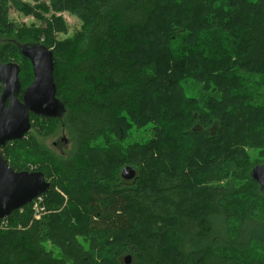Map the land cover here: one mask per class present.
I'll list each match as a JSON object with an SVG mask.
<instances>
[{
	"label": "trees",
	"instance_id": "trees-1",
	"mask_svg": "<svg viewBox=\"0 0 264 264\" xmlns=\"http://www.w3.org/2000/svg\"><path fill=\"white\" fill-rule=\"evenodd\" d=\"M80 1L81 27L49 41L43 32L63 21L46 18V29L18 22L12 11L37 19L41 8L0 0V61L8 63L11 53L21 59L19 98L34 79L20 46H54L65 108L47 121L61 122L74 139L67 157L31 131L2 147L13 169L42 172L51 187L42 194L48 212L41 219L34 217L36 197L6 218L8 226L0 222V264H126L127 255L130 264H264V189L252 177L264 164V92L254 97L249 88L260 84L245 74L264 77V0H234L229 15L209 0ZM177 15L187 29L170 51L157 34L179 33L178 23L164 30ZM159 18L152 44L141 50L137 34ZM212 20L215 28L203 29ZM169 55L171 72L163 64ZM179 70L190 76L178 78ZM157 85L176 92L145 99ZM2 89L0 81V95ZM168 114L176 130L159 148L157 139L132 149L119 142L144 125L143 133L151 129L157 138ZM246 148L259 158L246 156ZM126 166L135 178H123Z\"/></svg>",
	"mask_w": 264,
	"mask_h": 264
},
{
	"label": "water",
	"instance_id": "water-1",
	"mask_svg": "<svg viewBox=\"0 0 264 264\" xmlns=\"http://www.w3.org/2000/svg\"><path fill=\"white\" fill-rule=\"evenodd\" d=\"M23 57L31 61L34 79L21 90L20 64L0 61V81L3 89L0 95V219L8 217L15 210L32 202L47 192L51 182L42 172L17 171L3 157L1 149L10 141L22 140L32 127L31 115L42 117H60L64 113V104L57 96L54 79L55 57L53 50L42 44L20 46ZM136 169L126 166L122 170L123 178H135ZM252 177L264 189V164L252 170ZM126 264L132 261L131 255L124 257Z\"/></svg>",
	"mask_w": 264,
	"mask_h": 264
},
{
	"label": "rangeland",
	"instance_id": "rangeland-1",
	"mask_svg": "<svg viewBox=\"0 0 264 264\" xmlns=\"http://www.w3.org/2000/svg\"><path fill=\"white\" fill-rule=\"evenodd\" d=\"M22 1H29L32 4L37 3V6L41 8V9H39V13H40L41 17L36 19L32 15H24V14L21 15L20 13L12 11L11 17L15 18L18 22H26L28 24L32 23L33 25H35L37 27H42V28L46 29V28H48V26L46 24V22H47L46 18H49L50 20H53L54 22L56 19H59V21H63V23L67 26V31L62 32L65 25L60 23V22H57L55 25V29L52 32V34L44 31L43 34L41 35V37H43V39L45 38L49 41H53V40L62 41L66 37L73 35L74 32L78 28L81 27L82 19L86 17V11L84 10V6H83L84 4L80 0H52L53 6L51 5L50 0H35V1L34 0H22ZM209 1L213 4H217L219 9L224 10L227 15L232 14L233 13L232 11L235 10L234 0H209ZM257 1H259V0H257ZM165 2L168 3V1H165ZM40 4H46V5L50 6V10H47L45 5H40ZM180 4H182V2ZM207 14H210V12H208ZM224 15L225 14L222 15V19L225 18L226 15L225 16ZM162 21L163 20L161 18H159L158 21L156 23H153V25L151 27H149L146 30L139 32L137 34L138 35L137 40L139 41V43H141V42L144 43V46H141V50L146 51L148 49V47L152 44L151 37L149 36L150 31H151L153 26L154 27H156V26L160 27L162 25ZM183 22H184V18H182L181 15L170 16L169 20L167 22L168 24L164 27V30H167L169 28V26L173 23L181 24L182 28H181L179 33H176L174 35H171L167 31L162 32L163 35L161 33H158L157 39H158L159 43L164 44V46H167V47L169 46L170 51H172L173 45L172 44L170 45V43L178 41L180 35L182 33H185V31L187 29L184 26ZM214 23L215 22L213 20L211 22L206 23L205 25H203V29L213 30L215 28ZM181 25H179V27H181ZM174 31H175V29H174ZM35 36L36 37L38 36V32L35 33ZM166 38H169V39H166ZM167 47H165V48L168 49ZM52 49H54V46H52ZM151 49H153V47H151L150 50ZM141 56L144 57V54H141ZM8 57H9L8 61L6 58H3V60L5 62H9V61L10 62H16V63L21 62V59L19 60L15 54L11 53ZM145 59H151V58L147 57ZM170 60H171L170 55L164 59L165 62L163 64L165 65L167 72H171L170 68L174 67V64H172V62H170ZM147 67L150 68L149 66H147ZM183 68H184V66H183ZM32 72H33V70H32ZM245 74L247 75V78L250 81H252L254 84H257V83L260 84V86H251L249 88L250 92L254 95V97H256L257 92H259V93L264 92V77L262 76L261 73L254 71L250 74H248V73H245ZM176 76L178 78L182 77L184 79H187L190 76V72L188 70H179V72L176 74ZM175 81H177V86H180V83H179L180 80L176 79ZM174 92H176L175 88H173L172 90H169L168 88H166L164 86L157 85V86H154L149 91H147L144 98L150 99V97H152V99H154V101H158L160 99L164 100L166 98V96H170L171 93H174ZM182 100H184V99H182ZM182 100L179 101V104L182 102ZM141 101L143 102L144 99H142ZM165 109H167V108H165ZM166 111L167 110H165V112ZM169 116H171V115L168 114L166 116L167 124H164L162 126L161 133L158 135L157 138H153L154 132L151 129H149L148 132L143 133V132H145V125H144V126L138 127L139 134H136V131L134 132V129H133V135L127 137L125 140H123L121 138V139H119V142L124 141V147H126L128 145L127 147L132 149L133 147H135L137 145H144L145 143H147L150 140L157 139V142L153 146L159 148V146H161V144L165 140V138L172 140L171 136H173L172 134L175 133V130H176V124L177 123H175L173 119H170ZM147 117H150V116H147ZM167 118H168V120H167ZM31 121H32V128L30 131L32 132L31 135H33L34 138L37 136L39 138V141H41L49 150L57 153V155H63L64 157H67V156L72 154L73 147H74L73 136L69 131H67L66 129H64L62 127L63 124H61V122L58 124L57 121H55L52 124L50 121H47L45 119H41V117H39V118L34 117L31 119ZM45 123H48L50 129H53L50 134L49 133L48 134L42 133V127ZM51 125H52V127H51ZM148 126L151 127L152 123H150ZM165 131H166V134H168V135L164 134ZM62 138H65L66 140H61ZM55 141L57 142V145L54 144ZM247 151L253 159L259 158V152H257L256 150H252L250 148L244 149V154L246 156H249ZM29 167L32 168L31 166H29ZM56 190L59 191L65 197L66 200L68 199V196L63 191H61L58 187L56 188ZM41 197H42V199H40V200H42V201L39 204L36 203V205H35V207L37 209V210H34V217L36 214L35 219H41L48 212L46 205L44 203V197L43 196H41ZM6 218L7 217L0 219L1 220L0 222L4 226H8L10 224ZM20 227L21 226L19 225V228Z\"/></svg>",
	"mask_w": 264,
	"mask_h": 264
},
{
	"label": "built area",
	"instance_id": "built-area-1",
	"mask_svg": "<svg viewBox=\"0 0 264 264\" xmlns=\"http://www.w3.org/2000/svg\"><path fill=\"white\" fill-rule=\"evenodd\" d=\"M41 196H42V195H41ZM41 196L39 195V196L37 197V200H36V202L34 203V209H35V210H37V209H36V207H35L36 203H38V204H39V203L42 201V200H40V199H42V197H41ZM38 204H37V205H38Z\"/></svg>",
	"mask_w": 264,
	"mask_h": 264
},
{
	"label": "flooded vegetation",
	"instance_id": "flooded-vegetation-1",
	"mask_svg": "<svg viewBox=\"0 0 264 264\" xmlns=\"http://www.w3.org/2000/svg\"><path fill=\"white\" fill-rule=\"evenodd\" d=\"M22 99H23V98H22ZM32 115H36V114H33V113H32ZM32 115H31V116H32ZM37 116H38V115H37ZM39 117H41V119H45V120H47V118H48V117H44V118H43L42 116H39ZM31 128H32V127H31ZM61 140H66V139H65V138H62ZM54 144L57 145V142L55 141Z\"/></svg>",
	"mask_w": 264,
	"mask_h": 264
}]
</instances>
